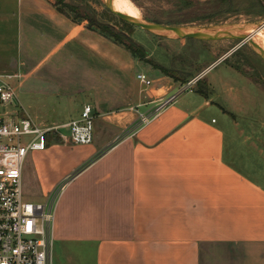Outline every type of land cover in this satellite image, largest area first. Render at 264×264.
<instances>
[{
    "label": "crops",
    "instance_id": "1",
    "mask_svg": "<svg viewBox=\"0 0 264 264\" xmlns=\"http://www.w3.org/2000/svg\"><path fill=\"white\" fill-rule=\"evenodd\" d=\"M226 59L199 79L208 96L183 93L143 124L140 115L176 93L175 84L48 0H0V74L20 77V118L44 126L25 114L20 90L68 97V121L53 126L78 120L87 105L95 114L92 142L53 131L23 170L22 183L34 181L44 200L62 188L53 249L60 264H264V125L255 126L258 111L231 85L218 91L207 81ZM80 68L85 82L73 83ZM79 94L91 103L73 105Z\"/></svg>",
    "mask_w": 264,
    "mask_h": 264
},
{
    "label": "rangeland",
    "instance_id": "2",
    "mask_svg": "<svg viewBox=\"0 0 264 264\" xmlns=\"http://www.w3.org/2000/svg\"><path fill=\"white\" fill-rule=\"evenodd\" d=\"M48 1L52 4L56 3L55 0ZM130 1L138 9L140 20H156L161 23L169 21L187 22L181 27L194 32L221 29L225 31L231 30L234 34L246 35V31L249 28L259 27L264 24V14L260 12V4L263 3L264 5V0H231L230 4L221 0H183L180 2L175 0ZM64 3L74 4L79 8L78 13H69L72 18L84 19L89 16L99 24L110 21V26H113L116 31L122 30L126 37H129L138 48L141 47L146 52L147 57L145 60L136 59L139 66L149 69L151 72H158L161 77L175 84L174 92L181 90L193 80L202 78L201 74L208 67L219 59L227 57L224 64H221L207 76V81L217 83L218 91H220L223 83L231 85L233 87L232 96L235 95L242 101L248 100V108L258 111L254 115L256 116L255 120H257L254 122L255 126L264 125V62L249 43L233 40L201 42L191 39L178 40L171 37H162L136 27H125L124 22L105 8L102 0H64ZM84 23L88 25V21H84ZM258 41L264 44V42ZM121 48L124 49L123 47ZM228 66L237 70L243 77L252 81L253 84H256L261 92L254 88V85L246 83L244 80H239L229 70ZM160 69L165 70V72ZM84 72L81 68L73 70L70 73L69 80H73V83L85 82ZM47 73L48 70L42 72L41 75L45 76ZM2 76L7 79L14 75L4 74ZM18 80H20V77L17 80H10L15 88ZM198 82L193 85L192 91H186L185 93L198 90ZM200 85L205 86V83L200 81ZM204 90L206 89L204 88ZM215 97L217 98V96ZM18 99L20 106L25 110V114L33 119L39 117L40 121H42L41 124L44 126H53V121H68V112H64L66 111L64 106L69 100L68 97L33 98L21 93L20 90ZM76 99L77 101L74 99V103H72L79 108H82L87 103L86 101H91L90 97L82 94H79ZM221 101H224V104L229 109H233L224 98ZM156 107L157 104L144 114V118L150 119L155 114ZM239 118H242V115L239 114ZM139 122L144 123L141 119ZM261 129L263 132H261L262 134L260 133V136L264 146V126ZM226 132L231 131L227 130ZM61 133L64 137H69L70 135V132L66 129ZM31 156H29L28 160L30 162L33 159ZM240 166L243 167L242 163ZM60 189L56 188L48 196L51 194L57 196ZM23 191L27 197L26 200L31 203H42L46 200L42 199L41 189L34 181L29 182L27 185L23 184ZM53 264H60V260L55 254H53Z\"/></svg>",
    "mask_w": 264,
    "mask_h": 264
},
{
    "label": "built area",
    "instance_id": "3",
    "mask_svg": "<svg viewBox=\"0 0 264 264\" xmlns=\"http://www.w3.org/2000/svg\"><path fill=\"white\" fill-rule=\"evenodd\" d=\"M18 77L6 79L0 75V264H53L55 213L62 188L57 196L51 194L42 203L27 201L22 183L24 166L29 153L47 150L48 136L53 131L68 129L76 144L92 142L95 114L93 107L87 105L78 120L53 127L20 118L16 88L10 82ZM137 80L151 85L144 74L138 75ZM198 81L162 98L151 118L173 104L179 95L192 91ZM140 119L143 124L150 120L144 115Z\"/></svg>",
    "mask_w": 264,
    "mask_h": 264
},
{
    "label": "water",
    "instance_id": "4",
    "mask_svg": "<svg viewBox=\"0 0 264 264\" xmlns=\"http://www.w3.org/2000/svg\"><path fill=\"white\" fill-rule=\"evenodd\" d=\"M103 5L105 8L114 16L119 18L122 22L139 29H142L146 32L162 36V37H171L178 40H185L191 39L201 42H217V41H226V40H233L239 41L241 43H249L255 53L260 57V59L264 62V50L252 40H249L247 35L242 34H234L231 30H206V31H199L194 32L182 27H175V26H167L159 23H152L146 22L140 19H135L130 16H127L115 9L112 4L111 0H102ZM227 57H224L218 61L221 62ZM216 65V64H215ZM209 70V69H208ZM207 70V71H208ZM204 73L201 74L203 76ZM200 76V77H201ZM200 78H198L199 80Z\"/></svg>",
    "mask_w": 264,
    "mask_h": 264
},
{
    "label": "trees",
    "instance_id": "5",
    "mask_svg": "<svg viewBox=\"0 0 264 264\" xmlns=\"http://www.w3.org/2000/svg\"><path fill=\"white\" fill-rule=\"evenodd\" d=\"M176 2H180L183 0H175ZM223 2L229 3L231 0H221ZM55 4L54 7L56 8V10L64 15L65 17H67L68 19L72 20L74 23L76 24H82L84 23V21H88V29L98 33L99 35H101L102 37H104L105 39L113 42L114 44L123 47L135 60L136 59H140V60H145L147 55L146 52L140 47L138 48V46L129 38L126 37L124 32L121 31H116V29L111 25V22H107V23H97L95 22L94 19L90 18L89 16L81 19V18H72L69 13L71 14H76L79 11V8L76 5H72V4H65L64 0H55ZM187 3V2H186ZM189 5V3H187ZM230 4V3H229ZM260 12L262 14H264V5L263 3L260 4ZM146 22H152V23H159V24H163V25H167V26H175V27H181L184 24H186L187 22H182V21H169L167 23H161L159 21H150L148 19L145 20ZM125 27L131 28L132 26L124 23ZM162 72H165V70L160 69ZM200 85V81L198 82V92L203 95V96H208V90L206 86H203L201 88ZM204 88L206 90H204Z\"/></svg>",
    "mask_w": 264,
    "mask_h": 264
},
{
    "label": "bare ground",
    "instance_id": "6",
    "mask_svg": "<svg viewBox=\"0 0 264 264\" xmlns=\"http://www.w3.org/2000/svg\"><path fill=\"white\" fill-rule=\"evenodd\" d=\"M115 9L127 16H130L135 19L139 18L138 9L131 3L130 0H111ZM264 24H261L259 27H251L246 31V35L249 37V40L257 43L263 50L264 44L259 42L258 40L264 42Z\"/></svg>",
    "mask_w": 264,
    "mask_h": 264
}]
</instances>
